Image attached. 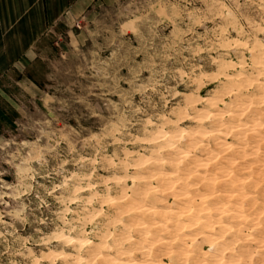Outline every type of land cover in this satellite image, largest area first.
Masks as SVG:
<instances>
[{
    "label": "clouds",
    "instance_id": "obj_1",
    "mask_svg": "<svg viewBox=\"0 0 264 264\" xmlns=\"http://www.w3.org/2000/svg\"><path fill=\"white\" fill-rule=\"evenodd\" d=\"M24 3L0 264H264V0Z\"/></svg>",
    "mask_w": 264,
    "mask_h": 264
},
{
    "label": "crops",
    "instance_id": "obj_2",
    "mask_svg": "<svg viewBox=\"0 0 264 264\" xmlns=\"http://www.w3.org/2000/svg\"><path fill=\"white\" fill-rule=\"evenodd\" d=\"M25 6L24 0H0V19L11 16L15 20L24 11Z\"/></svg>",
    "mask_w": 264,
    "mask_h": 264
}]
</instances>
